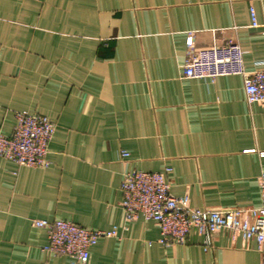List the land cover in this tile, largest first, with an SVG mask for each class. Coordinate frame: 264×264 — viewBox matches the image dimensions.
I'll return each instance as SVG.
<instances>
[{"label":"crops","instance_id":"0c3cea01","mask_svg":"<svg viewBox=\"0 0 264 264\" xmlns=\"http://www.w3.org/2000/svg\"><path fill=\"white\" fill-rule=\"evenodd\" d=\"M190 33L196 49L238 43L253 71L264 0H0V132L21 110L56 123L48 167L0 156V264H74L34 224L57 218L119 227L87 264H261L257 242L230 231L208 250L196 231L166 246L157 222L124 220L133 170L172 168V193L200 209L262 202L264 103L247 102L241 75L186 78Z\"/></svg>","mask_w":264,"mask_h":264},{"label":"built area","instance_id":"2783aa9c","mask_svg":"<svg viewBox=\"0 0 264 264\" xmlns=\"http://www.w3.org/2000/svg\"><path fill=\"white\" fill-rule=\"evenodd\" d=\"M252 25L259 26L254 8ZM187 59L183 64L186 78L214 80L221 76L241 75L249 104L264 103V61L260 67L246 69L244 49L229 41L221 46L196 49L194 36L186 40ZM16 125L10 135L0 132V156L20 166L45 168L50 165L49 145L56 132V123L46 114L27 110L15 113ZM123 156L128 152L122 151ZM264 157V151H259ZM172 168L149 172L133 170L124 173L121 183L124 220L132 222L143 216L157 222L161 229L160 242L166 246L185 244L191 232L203 238L206 250L213 247V237L230 231L245 240H255L264 264V165L259 176L261 204L252 208H206L191 205L188 194L176 196L171 191L168 175ZM37 227L46 228L49 242L44 249L54 255L68 256L74 264H87L91 248L102 238L118 236V226L109 230L89 228L73 221L57 218L36 219Z\"/></svg>","mask_w":264,"mask_h":264}]
</instances>
